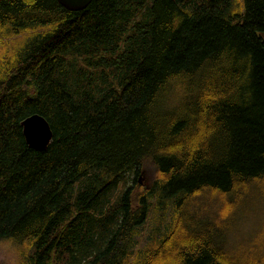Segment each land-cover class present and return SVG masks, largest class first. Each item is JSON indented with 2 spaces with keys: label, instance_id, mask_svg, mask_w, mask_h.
<instances>
[{
  "label": "trees",
  "instance_id": "trees-1",
  "mask_svg": "<svg viewBox=\"0 0 264 264\" xmlns=\"http://www.w3.org/2000/svg\"><path fill=\"white\" fill-rule=\"evenodd\" d=\"M23 32L0 55L18 264H264V0H0V39Z\"/></svg>",
  "mask_w": 264,
  "mask_h": 264
},
{
  "label": "rangeland",
  "instance_id": "rangeland-1",
  "mask_svg": "<svg viewBox=\"0 0 264 264\" xmlns=\"http://www.w3.org/2000/svg\"><path fill=\"white\" fill-rule=\"evenodd\" d=\"M28 38L27 34L24 32L22 35H10L5 36L0 39V55L4 56L5 52L10 51L11 48H15L17 44H20L22 41L26 40ZM140 176L139 184H149L151 177L148 173V170H145L143 168L142 173ZM131 177L132 173L129 172L128 174H125L123 176V180L121 179L118 187L122 188L127 186L129 183H131ZM151 213L148 217V220L143 225V228L141 229L139 235L137 236V241L134 246L135 247H144L145 243L151 239L153 236V227H155V224L153 220L150 218ZM150 218V219H149ZM21 249L19 246L11 239H2L0 240V264H18L21 260Z\"/></svg>",
  "mask_w": 264,
  "mask_h": 264
},
{
  "label": "water",
  "instance_id": "water-1",
  "mask_svg": "<svg viewBox=\"0 0 264 264\" xmlns=\"http://www.w3.org/2000/svg\"><path fill=\"white\" fill-rule=\"evenodd\" d=\"M61 5L71 10L86 7L91 0H57ZM22 133L26 143L38 150L45 149L52 141L53 130L48 119L37 112L21 119Z\"/></svg>",
  "mask_w": 264,
  "mask_h": 264
}]
</instances>
